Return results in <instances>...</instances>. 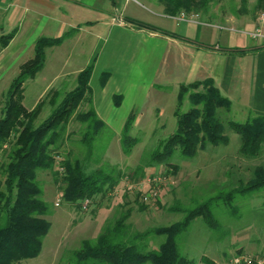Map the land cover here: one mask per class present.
Wrapping results in <instances>:
<instances>
[{
    "label": "trees",
    "instance_id": "trees-1",
    "mask_svg": "<svg viewBox=\"0 0 264 264\" xmlns=\"http://www.w3.org/2000/svg\"><path fill=\"white\" fill-rule=\"evenodd\" d=\"M211 1L160 0L164 6L163 13L168 16L208 12ZM259 7L264 8L263 0ZM127 19L138 29L178 37L152 24ZM15 33L12 31L0 36V50L9 45ZM77 33L78 29H72L59 38L39 37L33 47V57L21 64L17 76L3 96L0 153L5 159L3 155L0 156V264H22L37 258L42 251L51 223L46 219L50 210L44 197V186L38 178L40 172L51 173L61 189L63 201L76 209L83 208L85 201L90 204L97 197L110 194L124 176L116 167L110 169L104 162L107 147L100 150L95 147L96 141L109 126L93 107L90 79L94 62L76 75V85L70 91L51 90L50 96L47 95L51 113L41 124L36 125V121L45 100L33 109L23 105L24 85L43 70L46 50L60 46ZM258 49H264V44ZM233 51L243 53L244 50ZM109 77V73H103L100 85L105 86ZM186 96L191 108L181 112L180 107ZM121 99V96H115V104L119 105ZM85 104L87 111H79V107ZM231 108V101L221 94L212 79L182 84L174 111L175 132L159 142L149 154L146 164L135 169L134 177L142 179L146 168L160 164L169 165L175 174L177 166H173L171 161L177 151L181 157L192 160L208 146L228 145L229 138L225 135L218 110ZM73 118L83 126L78 141L80 154H74L68 148L70 134L67 130ZM134 121L135 115L131 113L121 133L120 144L125 155H129L139 142L138 138L130 135ZM228 125L239 136L240 154L256 159L264 147V116L250 117L245 123L229 122ZM261 190H264V166H257L245 184L220 191L193 207H175V211L184 214L183 219L143 233L129 232V207L108 223L95 239L83 240L80 248L72 252L69 264H197L180 251L178 237L197 219H202L210 229L218 230L220 222L213 211L215 206H224L232 216H239L236 199ZM140 197L137 194L135 201L144 210L147 206ZM153 236H164L165 241L158 249L149 250L148 242ZM237 254L247 255L241 252ZM263 254L254 257H262ZM200 264L232 263L202 256Z\"/></svg>",
    "mask_w": 264,
    "mask_h": 264
},
{
    "label": "rangeland",
    "instance_id": "rangeland-1",
    "mask_svg": "<svg viewBox=\"0 0 264 264\" xmlns=\"http://www.w3.org/2000/svg\"><path fill=\"white\" fill-rule=\"evenodd\" d=\"M260 1L212 0L208 12L199 11L195 14L198 15L201 22L243 28L248 24L257 23L261 14L264 13V8L259 7ZM99 7L104 12L114 13L108 0L99 4ZM161 10H164V6L160 0H131L123 14L125 17L132 16L142 21L159 23V18L163 14ZM260 28L264 35V25H260ZM212 30L215 34V30ZM82 38H86V41L81 38V40L73 39L62 48L47 49L43 70L37 74L35 79L25 83L23 105L27 109H33L40 101L45 100L36 125L41 124L51 113L49 97H47L48 94L50 96L51 90L70 91L76 85L77 74L62 76L55 82L52 80L55 73L64 72L61 68L62 64L57 65L56 59L63 62L65 56H71V63L77 65V67H73L75 69L86 65L91 52L89 42L91 38L87 35H83ZM258 39L254 41L257 42ZM248 40L250 43L252 42L250 38ZM259 41H264V37ZM130 44L132 42L126 36L116 33L109 36L106 32L100 44L101 47L103 46L101 63L94 72L90 83L93 91L97 89L103 67H109L115 74L127 71L144 73L142 79H145L146 82L153 77L162 55L161 46H156L154 41L150 43V46L146 45V49H153L150 65L141 66L138 69L132 65L130 69V66L125 68L129 61ZM24 57V60L27 59L29 54ZM32 57L33 54L30 58ZM73 68H70L69 65L64 74L70 73ZM18 72V68H13L0 77V116L3 96ZM142 82L136 79L134 83L138 86ZM174 92L170 90L162 96L160 104L163 107V115L161 117H158L157 111L152 110L149 114L148 110L138 126L134 127L133 124L130 135L138 138L139 142L129 155L123 153L120 144L122 129L119 123L126 119L132 99L127 100L120 109H114L113 105H110L114 110L111 111V114L116 122L112 126L108 125L110 129L103 131L101 137L96 141L95 147L97 150L107 147L103 156L104 162L110 169L116 167L124 176L114 191L108 195L97 197L86 209H83L82 206L81 209H76L64 202L61 189L55 183L51 173L46 171L39 173L38 178L45 189L44 197L49 204L50 213L46 219L51 223V228L44 239L40 255L35 259L24 261L22 264H69L72 252L80 248L83 240L95 239L108 223L113 222L129 207L131 213L127 224L131 234L168 226L184 217V214L173 208L193 207L196 203L205 201L220 191L237 188L239 184H245L250 180L253 170L257 166H264V147L256 159L242 156L239 152V136L228 125L229 122L245 123L254 115L245 116L237 108H231L230 110H218L225 135L229 138L228 145L208 146L205 150H200L192 160L181 157L177 151L171 161L173 166H177L175 174L169 165L160 164L146 168L144 178L134 177L135 169L146 164L149 154L157 148L159 142L167 139L176 130V119L173 113L177 107V93ZM139 98L141 96L137 101L140 100ZM190 108V101L186 96L180 110L187 112ZM79 111H87V105H81ZM82 128L83 126L74 118L68 126L67 132L70 134L68 148L72 149L74 154L81 153L78 141ZM2 155L3 153H0V156ZM3 158L5 159L4 155ZM153 174L163 175L171 183L161 188L159 199L152 200L147 204L143 202L147 208L141 210L135 201L138 193L133 186ZM140 200L143 201L142 197ZM57 202L58 206H56ZM235 204L240 208V217L232 216L224 206L217 205L213 208L214 214L220 222L218 230L207 227L202 219L195 220L189 229L178 237L180 251L189 259L195 260L197 264H200L202 256L228 263L231 257L239 252L251 256H257L264 252V190L246 197L240 196L236 199ZM164 241V236H153L149 239L148 249H158Z\"/></svg>",
    "mask_w": 264,
    "mask_h": 264
},
{
    "label": "crops",
    "instance_id": "crops-1",
    "mask_svg": "<svg viewBox=\"0 0 264 264\" xmlns=\"http://www.w3.org/2000/svg\"><path fill=\"white\" fill-rule=\"evenodd\" d=\"M108 1L114 13L104 12L99 7L105 0H0V36L16 32L9 45L0 50V77L13 68L19 70L21 64L29 60L35 41L39 37L59 38L72 29H78L77 34L53 48H62L73 39L86 41V38H82L83 35L89 36L91 52L86 65L75 69L73 67L77 65L71 63V56H65L63 62L56 59L57 65L62 64L64 72L69 65L73 69L66 75L63 71L55 73L52 82L62 76L76 75L94 62L91 83L93 74L101 63L103 46L100 44L103 36L106 32L109 36L116 33L126 36L132 42L128 65L125 68L130 66L131 69L132 65L137 69L149 66L153 49H146V45L150 46L153 41L156 46H161L162 55L153 77L148 82L142 79L144 73L127 71L115 74L109 67H103L101 75L109 73L110 77L105 86L100 85L99 78L97 89L92 90V99L98 116L107 125L112 126L116 122L111 114V111H114L111 104L114 109H120L127 100L132 99L126 119L121 120L119 124L123 130L128 116L133 113V124L136 127L148 110L149 114L155 110L158 117L163 115L160 101L170 90L175 91L178 96L182 84L206 79L214 81L221 94L231 101L232 108H237L245 116H264V49H258L264 41H259V38L255 42L251 36L264 23L258 21L243 28H236L199 20L186 22L179 20V16L164 14L163 10L159 23L146 22L132 16H124L123 12L131 0ZM127 18L152 24L175 33L178 37L138 29ZM120 19L122 21H117ZM249 29L252 31H248ZM247 37L251 39V43ZM237 49L244 51H233ZM28 54L29 57L24 60V56ZM136 79L143 82L137 86L134 83ZM115 96L122 97L119 105L114 102ZM139 96L141 98L137 101Z\"/></svg>",
    "mask_w": 264,
    "mask_h": 264
},
{
    "label": "built area",
    "instance_id": "built-area-1",
    "mask_svg": "<svg viewBox=\"0 0 264 264\" xmlns=\"http://www.w3.org/2000/svg\"><path fill=\"white\" fill-rule=\"evenodd\" d=\"M179 20L186 21V22H197L198 15L196 14H180ZM258 21L263 24L264 23V14H261ZM253 39L263 38L264 35L262 33V29L258 28L256 32H254L252 35ZM171 181L160 174H153L151 176L146 177L143 181L136 183L133 187L137 191L138 194L143 199L144 203L151 202L152 200L159 199L160 190L163 186L166 184H170ZM58 202L56 203V206H58ZM89 206V201H85L83 204V209H86ZM230 262L232 264H264V254L262 257H254L251 255H238L235 254L233 257H231Z\"/></svg>",
    "mask_w": 264,
    "mask_h": 264
}]
</instances>
